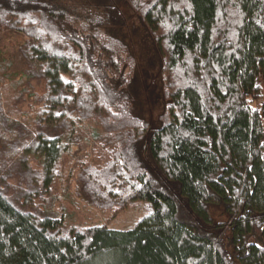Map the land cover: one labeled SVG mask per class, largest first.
Masks as SVG:
<instances>
[{
    "label": "trees",
    "instance_id": "obj_1",
    "mask_svg": "<svg viewBox=\"0 0 264 264\" xmlns=\"http://www.w3.org/2000/svg\"><path fill=\"white\" fill-rule=\"evenodd\" d=\"M124 7L160 56L158 124L110 31L126 27ZM0 31L23 38L0 54V264H264V0H0ZM89 125L106 157L77 159L74 192L112 216L144 202L132 228L34 206ZM12 172L34 188L10 193Z\"/></svg>",
    "mask_w": 264,
    "mask_h": 264
},
{
    "label": "rangeland",
    "instance_id": "obj_2",
    "mask_svg": "<svg viewBox=\"0 0 264 264\" xmlns=\"http://www.w3.org/2000/svg\"><path fill=\"white\" fill-rule=\"evenodd\" d=\"M128 17L127 25L124 29L115 28L111 33L126 41L137 60V67L134 73L135 97L137 105L142 116L153 124H158L159 115L166 112L167 100L162 95V85L159 76L160 56L155 47V42L149 31L142 25L140 19L127 7L123 8ZM22 34L11 31H0V54L7 55L16 49V45L22 42ZM1 59V56H0ZM16 76H20L17 74ZM0 78V84L2 82ZM31 87L35 92H45V82L43 79H30ZM27 86V84H21ZM0 85V91L1 90ZM78 140L73 143L70 152L65 155L57 166V177L50 186L49 193L43 194L42 198L36 197L33 200L34 206L44 208L52 206L54 209L63 212L65 221L69 224L92 225L105 224L112 229L132 228L140 218L148 214L144 202L138 203L132 207L126 208L112 216L109 211H101L92 205H89L83 198L74 192V176L78 169V160H87L90 162H102L105 160L104 154L106 145L105 139L101 136L92 134V126L82 129L78 134ZM3 149L0 147V150ZM32 155L28 156L29 163L33 169L38 172L40 163L37 160H31ZM6 172L4 171V174ZM24 178V179H23ZM28 177L12 172L7 177V183L10 184L9 191L12 193L16 186L23 189H33L30 186ZM40 181V178H39ZM35 187L40 186L34 184ZM209 213L216 222L225 223L228 216L224 207L221 205H210Z\"/></svg>",
    "mask_w": 264,
    "mask_h": 264
}]
</instances>
